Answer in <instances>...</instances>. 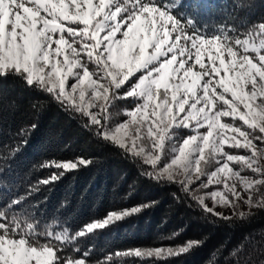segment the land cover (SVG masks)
<instances>
[{
  "label": "snow or ice",
  "instance_id": "snow-or-ice-1",
  "mask_svg": "<svg viewBox=\"0 0 264 264\" xmlns=\"http://www.w3.org/2000/svg\"><path fill=\"white\" fill-rule=\"evenodd\" d=\"M207 6V0H0V81L17 79L46 93L143 177L175 185L206 215L248 219L264 213V15L208 31L199 21ZM252 7L236 0L229 15ZM119 101L131 108L114 123ZM28 134L21 129L20 139L0 151V264H121L114 258L157 264L201 246L190 240L95 257L83 239L154 202L79 228L47 223L31 199L39 186L93 161L46 160L40 167L56 171L21 193L13 165ZM240 251L243 245L231 255Z\"/></svg>",
  "mask_w": 264,
  "mask_h": 264
},
{
  "label": "trees",
  "instance_id": "trees-1",
  "mask_svg": "<svg viewBox=\"0 0 264 264\" xmlns=\"http://www.w3.org/2000/svg\"><path fill=\"white\" fill-rule=\"evenodd\" d=\"M247 2L254 7L237 10L233 18L229 13L236 0H207L200 24L214 31L225 24H241V18L246 21L249 16L264 15L261 0ZM125 102L119 101L115 107H122ZM32 124L36 125L34 130L29 128ZM21 129L29 130L23 137L27 144L22 146L13 165V179L21 193L56 171L40 167L46 160L84 157L93 161L55 183L39 186L40 191L31 199L49 217L47 223L79 228L110 212L154 202L83 239L82 247L93 249L95 257L199 240L201 246L190 253L157 264H264V213L245 220L234 218L231 222L208 216L175 185L156 184L143 177L138 165L119 150L98 141L46 93L28 88L17 79L0 81V151L20 139L15 134ZM240 245L243 251L231 255ZM114 259L125 264L132 258Z\"/></svg>",
  "mask_w": 264,
  "mask_h": 264
},
{
  "label": "rangeland",
  "instance_id": "rangeland-1",
  "mask_svg": "<svg viewBox=\"0 0 264 264\" xmlns=\"http://www.w3.org/2000/svg\"><path fill=\"white\" fill-rule=\"evenodd\" d=\"M127 105H129V106L127 107ZM128 108H131V105L128 104L127 102H125L124 106H122V107L121 106H117V107L113 108L112 109V112L114 113L113 118H112L113 122L114 123H119V122L125 120L126 116L124 115V111H125V109H128ZM211 190H212L211 188L208 189V191H211ZM206 202L209 204V206H211V201H206ZM242 210L243 211H247V208L246 207H242ZM217 211H225L226 215H231V212L228 211V210L217 209Z\"/></svg>",
  "mask_w": 264,
  "mask_h": 264
}]
</instances>
